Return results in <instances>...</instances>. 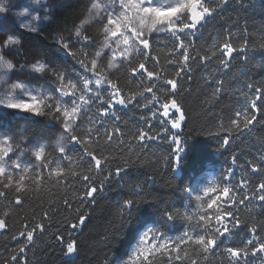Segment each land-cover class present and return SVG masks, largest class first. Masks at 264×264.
Returning a JSON list of instances; mask_svg holds the SVG:
<instances>
[{"label":"trees","instance_id":"trees-1","mask_svg":"<svg viewBox=\"0 0 264 264\" xmlns=\"http://www.w3.org/2000/svg\"><path fill=\"white\" fill-rule=\"evenodd\" d=\"M204 6L212 15L197 29L179 32L180 21L176 35H149V48L143 55L138 52L115 73H96L116 84L122 96L133 98V102L114 105L103 117L107 103H90L83 123L81 118L76 121L81 124L87 149L77 145L63 160L55 159L59 152L52 149L62 125L54 119L51 104L43 107L40 116L0 111V135L12 137L15 150L24 148L34 163L33 146L46 141L50 147L45 157L53 161L50 167L26 171L22 181L15 177L13 186L20 184L21 192L0 187V192L8 193L0 196V220L6 226L0 230V264H130L140 235L150 228L159 230L158 235L169 246L134 264H235L237 260L240 264H264V251H257L264 240V202L259 200V184L264 183V0H204ZM89 7L85 1H74L39 32H23L19 49L6 51L16 65L15 77L50 91L59 89L61 76L82 87L83 78L93 75L88 64L101 45L103 23L85 27L68 49L56 38L71 40L74 30L84 25ZM225 40L237 50L245 48L232 58L224 57L228 67L220 62V45ZM181 42L187 45V61ZM37 61L54 71L37 75L24 71ZM140 63L145 69H139ZM148 71L153 72L151 78ZM168 79L177 82L175 92ZM149 86L153 87L151 93L144 91ZM104 88L107 101L112 90L106 83ZM153 95L158 102L151 100ZM257 95L261 98L256 99ZM165 96L169 104L176 99L186 113L180 129L171 128V120L179 115L174 109H169L172 117L162 114ZM253 100L256 109L251 108ZM246 115L256 116L247 127ZM140 132L154 138L141 141ZM173 133H179L187 154L178 168ZM88 152L101 160L105 175L111 172L102 185L93 182L98 189L93 197H86L87 188L80 178L100 171ZM118 169H123L119 176ZM225 172L229 179H224ZM231 185H236L230 194L237 199L245 193L248 197L243 204L233 205L240 220L235 235L220 238L217 246H209L207 251L182 240L185 232L194 235L207 227L200 221L198 202L192 197L204 187ZM209 195L214 198L217 193ZM129 199L135 203L126 208ZM168 209L179 210L182 218L166 223ZM81 214L86 218L83 225L79 224ZM185 214L192 219H184ZM72 224L77 227L73 229ZM29 231L32 241L26 238ZM248 238H253V245L246 244ZM69 241L76 245L71 259L66 250ZM228 247L241 255L232 257Z\"/></svg>","mask_w":264,"mask_h":264},{"label":"snow or ice","instance_id":"snow-or-ice-1","mask_svg":"<svg viewBox=\"0 0 264 264\" xmlns=\"http://www.w3.org/2000/svg\"><path fill=\"white\" fill-rule=\"evenodd\" d=\"M16 2L17 10L14 12L15 21H11L9 19H0V28H5L11 31L14 27V23L16 21H19L20 18L24 17L27 18L29 22L21 23L20 27L28 31H37V24L41 19L38 13L45 7V4L42 3V0H32L30 5L27 6H25L23 0H16ZM224 2L226 3L227 0H224ZM87 3H91L93 9L99 7L98 4L92 3V0H86V4ZM131 7L136 10L137 15L139 16L141 27L146 29L147 32L150 33L160 32L167 28L169 31H173V34L176 35V26L179 21H183L182 26L178 29L179 32H184L186 29H197L198 25H200L201 21H203L206 16L212 15L211 9L207 6H204V0H177L176 3L171 4L169 6H156L154 0H137L136 3L131 5ZM29 8H31L32 11H29ZM86 11L87 7L85 8V12ZM7 12L8 9L4 6V3L0 2V16H4ZM189 20L190 22H188ZM107 23L108 25H114L115 28L114 30H106V33L108 31H111V35L113 37L117 36V34L120 33L121 23L111 17L107 18ZM75 27L76 26L74 24L73 30L75 29ZM81 34V31L75 32L77 38H79ZM134 35L136 38H139L142 36V32L137 30L135 31ZM176 38L180 39L178 35L176 36ZM56 39L64 49L69 48L70 43L65 42L62 36H58ZM122 43L124 45H129V37L124 35ZM140 43L143 44V49H141V54L143 55V50L149 48V39L144 38L140 40ZM132 46H136L135 40H133ZM19 47L20 40L13 36H8L6 39L0 42V70H4V75H0V81H4L6 83L7 80H5V75L8 71L16 68V65L13 63V61L8 59L7 56L4 54L5 50L9 48L19 49ZM179 47L184 50L182 53L183 58L185 61H187L189 59L187 45L181 42ZM220 48L222 49V56L220 62L225 67H228V60H225L224 57L232 58L235 52L239 51L243 53L245 51L244 47H240L239 50H237L233 43H230L228 40H225L222 45H220ZM71 54L75 55L74 53ZM120 54L122 56L125 55L124 52H121ZM213 55H215V53H213ZM81 63L82 66H84L83 62ZM114 66L115 65H109V67ZM91 69L98 70L95 61L92 62ZM139 69H145V64L140 63ZM32 71L36 73H45L46 71L52 72L54 70L51 69L49 66L46 67L44 63L37 61L32 65ZM56 75H58V73H56ZM147 75L149 78H151L153 76V72L148 71ZM60 79L63 80L64 77L61 76ZM166 82L168 85L171 86L173 92H175V90L177 89V82L173 79H168ZM105 83L108 85V88L112 90L107 101L103 99V94L100 91L101 86ZM92 84V79L85 76L82 81V87H80L78 84L69 83L67 87L61 86L59 88V91L64 97H71L68 100H64L62 103L70 104L71 107L69 110V108H64L62 106H53L55 109V113L57 114L54 119L58 120V122L62 125V134L60 136V139L59 141H57L56 147L52 149V151L55 152L58 148L59 155L55 157L56 160H63L67 156V154L71 153L77 145L83 146L85 149H87L86 141L84 140L80 129L81 124L83 123V116H86L89 110L86 108L82 109L79 102L75 98V90L78 87H80L79 101L83 102L84 105H88L90 102L94 103L95 101H99L101 104L107 103V108L104 109L101 113L102 117L108 116L110 110L114 107V105L127 106V104L133 102V98L131 97L127 99L124 98L121 94V90L117 87V85L107 80V77H105L104 79H96L94 88L90 87ZM69 88L73 90L71 94L68 91ZM144 91L151 93L153 91V87H146ZM13 93H16V95H13ZM88 93L93 94L88 95ZM140 94L142 95V93ZM25 96L29 98L28 101H25ZM260 98L261 97L259 95L256 96V99ZM41 99L42 98L38 97L37 95H33L31 92H29L25 84L21 82H12L11 92L6 94L5 99L0 100V104H3V106L7 109L40 116L43 114ZM151 100L153 102H158L157 97L155 95H153ZM45 107H47V105H45ZM161 107L163 109L162 114L164 116H168L170 108L174 109L175 113L179 114L171 120V128L180 129L182 123L186 121V113L182 110V105H180L176 99H172L171 103L169 104L167 102V96H165L164 102L161 104ZM251 108H257L255 100H253ZM49 110L51 111V109ZM78 115L81 116V124L75 122ZM240 115V112L236 113L237 117H239ZM255 120V115H251V117L246 115L244 119V126L247 127L248 125L252 124ZM231 122L232 124H236L235 120H232ZM104 123L107 122L104 121ZM236 126L239 127L238 124ZM117 131H119L118 128ZM145 137H147L148 139L154 138L147 132L139 133V139L141 141H143ZM164 138L167 139V137ZM107 139L112 140V136L108 135ZM172 143L173 145H175V161L178 168L181 160L184 158V156L187 155L185 153V149L181 142L179 133L172 134ZM224 144H228V140H224ZM0 145H3V147H0V176L4 177V181L2 184H0V187L10 189L12 192L16 193L21 192L22 188L20 184H16L15 186H13L14 177L12 170L20 168V164L14 163L13 158L9 155L15 150L14 141L8 136H3L2 138H0ZM44 152L45 147L39 146L37 150H35L33 157L35 161L41 162L39 165H37V167L41 169H43L44 167H50L53 162L43 155ZM87 154L91 156V160L95 161V168L100 169V171L97 172L95 176L84 174L82 175V177H80L85 182V187L87 188V191L85 193L86 197H93L94 194L98 191L97 187L92 186L93 182H98L102 185L103 183H105L106 180L110 178L111 172L108 171L105 175V169L101 168V160L97 159L96 156L92 155L91 152H88ZM88 163L90 164V161ZM57 167H59V165H57ZM6 168L10 170L6 172ZM122 170L123 169H118L116 175L119 176ZM23 171H27V169H24ZM253 171H256V169H253ZM57 175L62 176V174L59 172H57ZM77 175L79 176V174ZM19 179L22 181L23 177H20ZM224 179H229L228 172L224 173ZM235 187L236 185L222 186L219 189L214 186L204 187L200 190V192H203V195H201L199 192L198 194L193 196L192 201L194 199L196 202H198V208L200 210L199 219L200 221H203L207 227L203 232H197L194 235H189L187 232H185L181 239L186 241H192L196 245L202 246L203 249L207 251L209 246H217L218 240L220 238H227L230 234L235 235L233 230L239 228L240 220L236 215L237 210L233 207V205L243 204L245 199L248 198L246 193L242 194L239 199H237L235 194H230L233 193ZM240 187H243V185H240ZM259 189V200L264 202V183L259 184ZM185 192L188 193V195H191V193L188 192L187 189H185ZM212 192L217 193L214 198L209 195ZM7 195V192H0V196L6 197ZM136 195L138 196L139 193H136ZM205 197H208V199L205 200ZM15 203L19 205L21 204V200L17 198L15 200ZM81 203H83V199H81ZM134 203V199H129L126 204V208L132 207ZM164 217L166 223L175 222L178 219L182 218L181 212L179 210L171 209L165 211ZM183 218L190 220L192 219V216H188L185 214ZM85 219L86 218L83 216V214H81L79 217V224L83 225L85 223ZM4 227L5 221L0 220V229H3ZM36 227L41 226L36 225ZM71 227L75 229L77 225L72 224ZM158 233L159 230L157 229H148L140 239L141 244H147L150 234L152 241L162 240V235H158ZM26 238L28 241H32L33 233L31 231L27 232ZM253 242V238H248L246 240L247 245H253ZM167 245L168 241H164L163 246ZM153 246L156 247L161 245ZM66 250L69 254L74 253L76 251L75 243L69 241L67 243ZM21 251H23V249H21ZM227 251L231 254L232 257H239L241 255L239 250H234L232 247H228ZM257 251H264V240L261 241ZM12 259L17 260V257L13 256ZM235 264H240V261H235Z\"/></svg>","mask_w":264,"mask_h":264},{"label":"rangeland","instance_id":"rangeland-1","mask_svg":"<svg viewBox=\"0 0 264 264\" xmlns=\"http://www.w3.org/2000/svg\"><path fill=\"white\" fill-rule=\"evenodd\" d=\"M74 1H77V0H42V3L45 4V7L41 11H39V13H38L40 15L41 19L37 24V31H34V32L28 31V30H25L24 28L20 27L21 23L29 22V20L27 18L22 17L19 19V21H16L14 23V27L11 31H9L5 28H0V42H2L8 36H13L15 38H18L21 41L20 37H21V34L23 32H27V33H31V34H35V33L39 32L41 29H43L45 26H47L53 20L54 15L58 11L62 10L66 6L70 5ZM82 1L86 2V0H82ZM0 2L4 3V6L8 9V12L4 16H0V19H9L11 21H15L14 12L17 10L16 0H0ZM23 2L25 4V6H27V5H30L32 0H23ZM136 2H137V0H92V3L98 4L99 7L93 9L91 3H89L90 7H89V11L86 15V18L83 22L84 25L82 27H78L77 29L74 30L73 38L71 40L69 39V40L65 41V42L71 43L74 41V39L77 38L75 35L76 31H81V33H82V30L85 29V27H87L89 25H93L96 22H102L103 23L104 27H103L102 33H101V38H102L101 45H100V47L96 53V57L94 59H92L88 64L90 71L93 73V75L91 76L92 78L90 77V79H92V81H93V84L90 87H92V88L95 87V80L96 79H102V76L100 74H96V73L106 71L109 74H113L116 71H118L123 65H125L127 62H129L134 55H136L138 52H140L141 49H143V44L140 43V40L147 38L151 34L152 35H162V34L167 33V32H173V31H169L167 28H165V30H163V31L150 33V32H147L146 29L142 28L140 21H139V16L137 15L136 10L133 7H131V5L136 3ZM176 2H177V0H154V3L156 6H169V5L174 4ZM29 11H32V9L29 8ZM109 17L116 19L121 23L120 33H118L117 36H115V37H113L111 35V31H108L106 33V30H114V28H115L114 25H108L107 18H109ZM179 22L177 24H179ZM158 27H160V26H158ZM137 30L142 32V36L139 38H136L134 35L135 31H137ZM121 33H122V35H121ZM124 35L129 37V45H124L122 43ZM133 40L136 41L135 47L132 46ZM7 50L8 49L5 50L4 54L7 56L8 59H10V57L6 54ZM121 52H124L125 55L122 56L120 54ZM10 60H12V59H10ZM93 61L96 62L98 70H92L91 69V64ZM40 62L44 63L43 61H40ZM109 65H115V66L109 67ZM46 67H47V65H46ZM16 71H17V69L14 68L13 70H10L7 72V74L5 75V80H7L6 83L4 81H0V100L5 99L6 94L11 92V83L12 82H21V83L26 85V88L29 92H31L33 95H37L38 97L42 98L41 99L42 109L46 104H51L53 106L55 105V106H62L64 108H69V110H70L71 105L70 104H63L62 102L64 100L70 99L71 97H64L62 95V93L59 91V89L57 91H50L49 89H46L44 87L29 84V82H27L26 80L15 77ZM24 71L29 72L31 74H36V75L41 74V73H36V72L32 71V65L24 68ZM20 73H23V70H20ZM0 75H4V70H0ZM69 83L77 84L74 82H70L69 80L65 81V80L60 79L59 88L61 86L67 87V85ZM104 85L105 84H103L101 86V89H100L102 94L105 91ZM68 91L71 94L73 90L71 88H69ZM92 94L93 93H88V95H92ZM13 95H16V93H13ZM79 96H80V87H78L75 90V98L79 102L82 109L86 108L90 111L89 105L91 102L88 105H84L83 102L79 101ZM24 99H25V101H28L29 98L27 96H25ZM0 111H2L4 113L11 112V114H16V115L27 114V115L35 116L33 114H30V113H22V112H18L16 110L7 109L3 106V104H0ZM54 114H55V116L57 115L55 113V109H54ZM61 115H62V113H61ZM171 115H172V113L170 111L168 116L172 117ZM80 118H81V116L78 115L76 118V121L79 120ZM61 134H62V127H61V132L55 141V144H54L55 147H56L57 141H59V139H60ZM2 137L3 136L0 135V138H2ZM10 138H12V137H10ZM12 140H13V138H12ZM39 146L45 147V152L43 154L45 156L47 153V150L49 149L50 146L47 144L46 141L41 142V143L33 146L34 152H35V150H37V148ZM0 147H3V145H0ZM16 150H18V153L16 152ZM16 150H14L13 152H11L9 154L10 157L13 158L14 163L20 164V168L12 170L14 178L15 177L16 178L22 177L23 174L26 172V171H23L24 169H27V171L32 169V168L41 169V168L37 167V165H39L41 162L40 161H34V163H32L31 158H29V156H28L29 154H27V152L24 150V148L23 149L20 148V149H16ZM56 150H57V152H59L58 148ZM9 170L10 169L6 168L5 171L8 172ZM3 178H4L3 176H0V182H2ZM145 232L146 231H144L140 235L136 246L132 250V260H131L130 264H134L136 261L144 259V257L146 255H148L150 252H152V250L161 249L164 247L163 241H152L151 240V234L149 235V240H148L147 244H141L140 239ZM153 245H161V246L154 247Z\"/></svg>","mask_w":264,"mask_h":264},{"label":"bare ground","instance_id":"bare-ground-1","mask_svg":"<svg viewBox=\"0 0 264 264\" xmlns=\"http://www.w3.org/2000/svg\"><path fill=\"white\" fill-rule=\"evenodd\" d=\"M205 19H206V17H205ZM205 19L200 23V25H202L203 23H204V21H205ZM30 84V83H29ZM55 144V143H54ZM158 241H162V240H158ZM164 242V241H163ZM167 246H169V245H167ZM167 246H165V247H167ZM158 251H160V249H154V250H152V252H158Z\"/></svg>","mask_w":264,"mask_h":264},{"label":"water","instance_id":"water-1","mask_svg":"<svg viewBox=\"0 0 264 264\" xmlns=\"http://www.w3.org/2000/svg\"><path fill=\"white\" fill-rule=\"evenodd\" d=\"M202 22V21H201ZM0 230H6V226L3 228V229H0ZM74 255H75V252L74 253H71V254H69L68 253V258H73L74 257Z\"/></svg>","mask_w":264,"mask_h":264}]
</instances>
